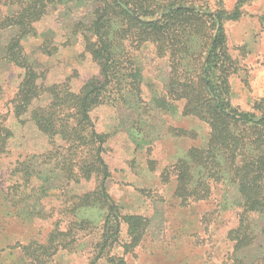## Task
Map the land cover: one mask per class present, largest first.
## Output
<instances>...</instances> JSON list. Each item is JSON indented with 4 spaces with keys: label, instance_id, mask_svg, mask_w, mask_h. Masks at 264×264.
I'll use <instances>...</instances> for the list:
<instances>
[{
    "label": "rangeland",
    "instance_id": "374dc122",
    "mask_svg": "<svg viewBox=\"0 0 264 264\" xmlns=\"http://www.w3.org/2000/svg\"><path fill=\"white\" fill-rule=\"evenodd\" d=\"M138 1L153 5L167 0ZM179 3L202 7L209 13H231L238 6L239 19L223 23L231 61L227 72L230 104L236 113L264 115V0H180ZM93 10V5L87 1L69 0L65 7L56 8L37 23L36 36L23 41L24 52L34 63L42 89L56 87V91L75 94L98 75L97 66L84 50L83 40L84 26L91 20ZM206 20L195 13L181 23L179 31L175 28L171 33V39L180 47L178 52L182 54L183 65L186 64L189 71H198L210 38ZM129 27L135 30L133 25ZM129 32L130 29L123 32L121 37L126 38ZM12 35L14 32H7L2 36L3 41ZM165 40L159 37L154 44L129 48L140 78L137 101L126 97L125 104L115 108L100 106L91 113L97 134L107 137L103 159L110 171L109 195L125 213L150 221L142 244L125 255L124 260L127 264H220L224 258H215L214 249L224 255L230 248L226 246V232L236 224L235 211L228 206L221 208L225 213V218L218 219L221 226L209 224L203 228L201 219L211 217L216 203L231 205L238 201L232 181L245 167L246 159L260 152L253 144L257 132L238 127L233 129L236 140L223 138L226 133L222 132L217 145L215 141L210 143L213 127L187 113L185 102L174 94L177 88L171 84V75L181 73V69L177 70L168 56L170 47L169 53L163 50ZM22 78L21 71L0 61V128L12 135L6 153L0 157V264H25L18 245L25 246L31 241L44 244L55 222L64 218L59 215L63 202L74 194L93 189L92 181L68 185L59 176L60 156L65 154L59 137H45L28 113L19 118L14 116L13 100ZM126 82H129L128 77ZM169 90L173 97L168 96ZM49 94L45 93L33 107H50L53 100ZM54 109L55 117L65 113L63 108ZM42 154H47L51 160L43 161ZM215 156L223 179L216 182L194 176L192 187L208 186L211 194L207 200L179 209L176 189L184 185V169L193 162L198 165L210 162ZM23 166L35 168L41 179H49L35 192L34 201L31 199L33 205L28 216L33 219L26 218V221L15 216L16 211L11 206L19 202L14 194H28L31 185L36 187L34 182L22 183ZM3 191L8 192L7 199ZM124 231L125 227L122 239ZM186 233H190L187 238ZM121 251L117 249L112 254L118 257ZM88 257V250L75 254L62 252L52 258V264H89ZM98 264L106 263L100 260Z\"/></svg>",
    "mask_w": 264,
    "mask_h": 264
},
{
    "label": "trees",
    "instance_id": "16d2710c",
    "mask_svg": "<svg viewBox=\"0 0 264 264\" xmlns=\"http://www.w3.org/2000/svg\"><path fill=\"white\" fill-rule=\"evenodd\" d=\"M68 1L0 0V61L23 74L13 100L14 116L19 118L28 113L36 129L45 137L61 139L65 154L60 156L59 176L68 185L81 181L93 182L92 190L74 194L63 202L59 215L64 218L55 222L44 244L31 241L25 246L18 245L25 264H52V258L59 253L75 254L85 250L90 254L87 259L90 260L89 264H98L100 260L106 264H127L124 256L142 244L150 221L140 215L125 213L109 195L107 183L110 171L103 159L107 137L97 134L91 113L100 106L115 108L125 104L126 97L135 101L139 99L138 67L129 48H138L143 43L154 44L159 37H165L162 48L169 53L170 47L168 56L173 59L175 68L181 69V73L171 75V84L177 88L174 94L185 102L187 113L213 127L210 143L215 141L217 145L222 132L226 133L223 138L236 140L233 129L238 127L257 132L253 144L260 152L246 159L245 167L232 181L239 196L238 201L231 205L216 203L210 213L211 219L202 217L201 222L203 228L209 224L221 226L218 219L225 218L221 208L228 206L235 211L237 220L235 226L226 232V246L230 248L224 255L214 249L215 258H224L220 264H264V115L233 111L227 81L231 61L227 55L223 23L239 19L238 6L231 13H209L202 7L181 4L180 0H167L153 5H144L143 1L138 0H84L94 7L91 20L84 26V50L97 66L98 75L73 94L59 89L56 91V87L42 89L34 63L22 45L29 37L36 36L37 23L56 8L65 7ZM195 13L207 18L210 38L198 64V71H189L186 64L183 65L182 54L178 52L180 47L171 39V33ZM128 29L129 34L122 38L121 34ZM10 31L14 35L4 42L2 36ZM123 40L125 43L122 45ZM157 46L160 45L157 43ZM127 77L129 82H126ZM45 93L52 96L50 107L34 108V103ZM167 94L173 97L171 90ZM54 108H63L65 113L55 117ZM11 137L9 131L0 128V157L6 153ZM47 154H42L40 159L49 162L51 157ZM220 170L216 156L201 165L190 163V167L183 171L184 185L176 189L179 209L207 200L211 194L208 186L192 187L194 176L219 182L223 179ZM20 172L23 184L36 183V187L31 185L28 194L13 195L19 200L11 204L16 211L14 214L26 221V218L33 219L28 214L35 192L43 188L49 179H41L35 168L29 166H23ZM2 194H5L6 199L9 196L8 192L3 191ZM189 235L186 233L184 237ZM85 242L88 245L84 246ZM117 249L122 250L121 256L112 254ZM252 250L255 253L247 254Z\"/></svg>",
    "mask_w": 264,
    "mask_h": 264
}]
</instances>
